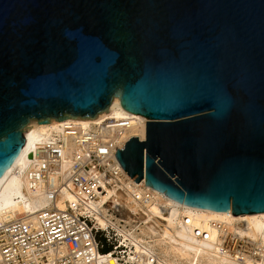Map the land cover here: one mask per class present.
Here are the masks:
<instances>
[{
	"label": "water",
	"instance_id": "95a60500",
	"mask_svg": "<svg viewBox=\"0 0 264 264\" xmlns=\"http://www.w3.org/2000/svg\"><path fill=\"white\" fill-rule=\"evenodd\" d=\"M144 117L116 158L179 204L264 213V0H0V178L31 121Z\"/></svg>",
	"mask_w": 264,
	"mask_h": 264
},
{
	"label": "built area",
	"instance_id": "2783aa9c",
	"mask_svg": "<svg viewBox=\"0 0 264 264\" xmlns=\"http://www.w3.org/2000/svg\"><path fill=\"white\" fill-rule=\"evenodd\" d=\"M147 122L133 115L102 124L70 121L37 145L25 175L30 189L39 191L48 203L34 218L0 222V264H101L108 256L116 264H153L152 250L145 245L138 250L131 238V231H139L145 221H129L117 198L130 188L135 206L146 217L154 205L158 215L151 218L167 216L159 195L145 181L130 178L116 158L119 149L138 137L128 138L133 128L144 129L145 137L139 140L146 141ZM67 196L72 200L67 198L60 209L58 202ZM211 225L222 250L235 259L263 254L264 248L256 242L225 230L222 224ZM194 233L212 238L210 231L200 228Z\"/></svg>",
	"mask_w": 264,
	"mask_h": 264
},
{
	"label": "bare ground",
	"instance_id": "6f19581e",
	"mask_svg": "<svg viewBox=\"0 0 264 264\" xmlns=\"http://www.w3.org/2000/svg\"><path fill=\"white\" fill-rule=\"evenodd\" d=\"M130 115L139 122L147 120L139 115L127 112L118 98L108 112L90 120H66L52 124H41L31 121L27 128L26 147L14 162L11 169L0 178V222L15 220L21 217L34 218V215L46 208L47 200L34 192L28 186L25 175L30 165L33 152L37 145L46 141L53 133L58 132L66 122H81L85 125L102 124L107 120H122ZM131 136L145 137L144 129L133 128ZM144 181V180H143ZM125 194L117 196L126 209L128 219L139 218L144 225L131 231L132 241L138 250L141 245L152 250L155 255L153 264H264V252L259 257H249L237 260L223 251L213 222L222 224L225 230L237 232L241 238H247L264 248V213L234 216L232 213L213 212L179 204L164 194L154 190L167 208V216L163 219H153L151 215H158L157 206H152L147 217L135 206L130 194V188ZM132 190V189H131ZM72 200L71 196L62 198L58 207L64 209V201ZM188 220V221H187ZM210 231L212 238H198L194 230ZM145 252L146 250L143 249ZM101 264H116L113 257L108 256L100 260Z\"/></svg>",
	"mask_w": 264,
	"mask_h": 264
},
{
	"label": "trees",
	"instance_id": "16d2710c",
	"mask_svg": "<svg viewBox=\"0 0 264 264\" xmlns=\"http://www.w3.org/2000/svg\"><path fill=\"white\" fill-rule=\"evenodd\" d=\"M108 251H109V250H108V249H106V250H104V251H103V253H107Z\"/></svg>",
	"mask_w": 264,
	"mask_h": 264
}]
</instances>
